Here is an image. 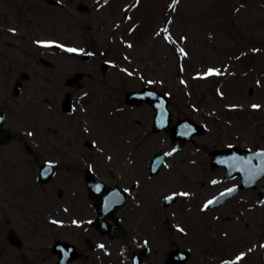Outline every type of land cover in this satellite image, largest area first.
Listing matches in <instances>:
<instances>
[{
	"label": "rangeland",
	"instance_id": "rangeland-1",
	"mask_svg": "<svg viewBox=\"0 0 264 264\" xmlns=\"http://www.w3.org/2000/svg\"><path fill=\"white\" fill-rule=\"evenodd\" d=\"M53 1L61 5L0 0V93L11 95L13 115L18 108L43 114L24 121L37 125V137L0 146L7 172L0 175V264H56L59 242L77 250L69 264H156L154 253L169 247L187 253L184 264H264V178L205 209L240 183L210 166L211 152L264 151V0ZM103 62L115 69L102 73ZM21 73L29 79L14 97ZM75 73L84 77L69 87ZM144 87L168 97L172 123L188 118L206 130L170 154L156 176L150 161L173 144L169 133L152 131L150 106L126 105L125 95ZM66 98L69 114L61 111ZM45 162L58 169L42 184ZM86 170L131 194L112 239L90 225L96 211ZM167 197L175 202L164 207Z\"/></svg>",
	"mask_w": 264,
	"mask_h": 264
},
{
	"label": "water",
	"instance_id": "water-1",
	"mask_svg": "<svg viewBox=\"0 0 264 264\" xmlns=\"http://www.w3.org/2000/svg\"><path fill=\"white\" fill-rule=\"evenodd\" d=\"M49 5L57 6L59 3L48 0ZM61 52L66 53L70 56H75L72 51H66V49L54 46ZM84 61H90L91 56H83ZM113 69V65L108 63L102 64V70L104 72ZM82 74H75L73 79L69 80L68 85L73 86L81 78ZM23 79L25 77H22ZM20 90V84L18 83L15 88V94ZM126 103L130 106L139 105L142 103H147L151 105L155 111V117L153 121V131L160 132L164 130L165 132L170 131L171 142L174 144L178 142L172 151L180 149L185 142L191 141L193 136H200L204 130L191 123L188 119L179 120L174 126H170L171 122V112L168 108V100L163 95L144 88L139 92H130L126 95ZM71 108V103L69 100L65 101L63 104V109L68 112ZM170 153H158L154 156L150 163V174L156 175L159 173L161 166L163 165L165 158ZM212 165L214 166H224L226 170L225 178L230 176H239L241 179V186L231 189L224 194L213 200L215 203L210 204L209 207H215L223 203L225 199L230 196L237 194L241 189L255 188L256 183L264 177V152L251 153L246 151L243 154L236 147H230L228 150L221 152L212 153ZM55 170L52 165H43L40 168V179L42 182L47 183ZM86 186L89 192V197L93 200L94 205L97 209L98 217L94 222L100 231L104 232L106 229L109 230L110 236H113L114 227L109 226L107 219H113L117 209L122 208L128 202V193L122 192L117 186L107 187L99 180H97L91 173L86 174L85 178ZM264 195V191L260 193ZM173 202L167 199L165 205H169ZM54 252H60L58 264H66L69 260L76 256L73 246L67 244H57L54 247ZM186 253H175L172 261L177 264H183L186 259ZM225 264V263H224ZM228 264H234L228 262Z\"/></svg>",
	"mask_w": 264,
	"mask_h": 264
},
{
	"label": "flooded vegetation",
	"instance_id": "flooded-vegetation-1",
	"mask_svg": "<svg viewBox=\"0 0 264 264\" xmlns=\"http://www.w3.org/2000/svg\"><path fill=\"white\" fill-rule=\"evenodd\" d=\"M22 92H23V89H22ZM12 94H13V92H12ZM11 105H12V98H11V95L9 94V92H4V93L1 92L0 93V116H2V118H3L1 131H2V137L5 140V144L7 142H10V141H17V140L18 141H26L27 139L30 140V139L37 137L35 135V132L37 133L39 131V129L37 128V125L32 124V125H30V129H28L27 128L28 122L24 123V121L30 120V119L34 118V116L41 118V116L43 114H41L40 112H36V111H40V110L34 108L33 111H30L29 109L18 108L15 111V114L13 115L12 114L13 110H12ZM39 123L40 122H38L37 124H39ZM20 127H23V128H20ZM44 131H45V125L42 124V127H40V132H44ZM0 139H1V136H0ZM5 144H3L2 146H4ZM1 156L2 155L0 153V157ZM1 173L7 174V172L5 171V165L2 164V162L0 160V175H1ZM9 178H10V175H7V179H9ZM5 187L7 188L6 184H5ZM119 222H120L119 219H117V221L114 222L113 226H115V233L122 228V226L119 225ZM104 236L109 237L108 234H104Z\"/></svg>",
	"mask_w": 264,
	"mask_h": 264
},
{
	"label": "bare ground",
	"instance_id": "bare-ground-1",
	"mask_svg": "<svg viewBox=\"0 0 264 264\" xmlns=\"http://www.w3.org/2000/svg\"><path fill=\"white\" fill-rule=\"evenodd\" d=\"M254 249V247H253ZM174 251V248L173 247H169V248H166L165 250L163 251H158L156 253H154V261L156 264H164L166 260H168L172 253ZM100 254H101V257H104L107 255V252L104 250V251H100Z\"/></svg>",
	"mask_w": 264,
	"mask_h": 264
},
{
	"label": "snow or ice",
	"instance_id": "snow-or-ice-1",
	"mask_svg": "<svg viewBox=\"0 0 264 264\" xmlns=\"http://www.w3.org/2000/svg\"><path fill=\"white\" fill-rule=\"evenodd\" d=\"M165 31H166V29H165ZM167 38V37H166ZM45 47H48V46H50V45H44ZM129 47H131V45H129ZM66 51H76L75 49H66ZM180 51H181V53H183V49H180ZM220 73L218 72V71H213V70H209V73H208V75L209 76H214V75H219ZM254 107H256V106H254ZM262 171H264V170H262ZM179 195H181V196H187L188 194L187 193H180ZM168 199L169 200H171L172 199V197H168ZM213 203H215L214 201H209L208 202V204L210 205V204H213ZM208 207V205H205V208H207ZM52 223H56V221H52ZM179 231H183V229H178ZM262 247H264V245H261ZM102 247V246H101ZM240 259H242V257H238L237 258V260L239 261ZM225 264H228V262H225Z\"/></svg>",
	"mask_w": 264,
	"mask_h": 264
}]
</instances>
